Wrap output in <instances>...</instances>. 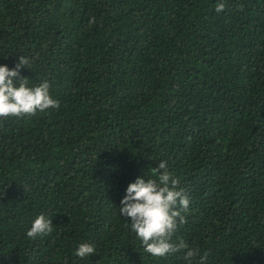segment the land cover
Instances as JSON below:
<instances>
[{
  "label": "trees",
  "instance_id": "obj_1",
  "mask_svg": "<svg viewBox=\"0 0 264 264\" xmlns=\"http://www.w3.org/2000/svg\"><path fill=\"white\" fill-rule=\"evenodd\" d=\"M22 55L60 107L0 118V264H186L120 215L160 161L190 199L173 243L264 264V0H0V66Z\"/></svg>",
  "mask_w": 264,
  "mask_h": 264
},
{
  "label": "clouds",
  "instance_id": "obj_2",
  "mask_svg": "<svg viewBox=\"0 0 264 264\" xmlns=\"http://www.w3.org/2000/svg\"><path fill=\"white\" fill-rule=\"evenodd\" d=\"M225 8L224 3H218L215 11L220 13ZM89 22L94 23V18ZM28 63L22 55L15 68L0 66V118L34 116L37 112L59 109L60 103L50 95L47 81L29 87L28 79L21 77L20 69L26 68ZM151 175L155 178L138 177L128 185L121 200L120 215L130 218L131 231L141 241L146 253L164 258L182 252L186 264H205L207 253L201 256L198 248H190L184 240L172 242L178 227L187 222L183 213L187 212L190 204L183 189L178 190L179 180L168 171L167 161H160L157 167L151 168ZM52 232V219L41 214L32 222L27 236L34 240L50 236ZM94 253L93 245L81 243L75 256L83 259Z\"/></svg>",
  "mask_w": 264,
  "mask_h": 264
}]
</instances>
